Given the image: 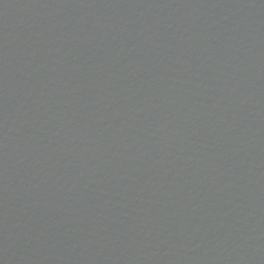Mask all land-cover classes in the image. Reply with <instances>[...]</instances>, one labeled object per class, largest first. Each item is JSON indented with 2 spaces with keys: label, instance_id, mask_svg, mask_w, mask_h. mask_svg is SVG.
I'll use <instances>...</instances> for the list:
<instances>
[{
  "label": "water",
  "instance_id": "obj_1",
  "mask_svg": "<svg viewBox=\"0 0 264 264\" xmlns=\"http://www.w3.org/2000/svg\"><path fill=\"white\" fill-rule=\"evenodd\" d=\"M0 264H264V0H0Z\"/></svg>",
  "mask_w": 264,
  "mask_h": 264
}]
</instances>
